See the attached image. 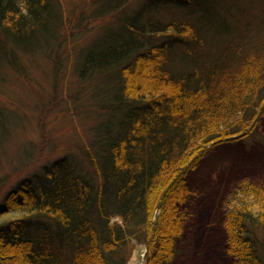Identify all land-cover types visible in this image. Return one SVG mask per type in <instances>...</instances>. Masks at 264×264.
Listing matches in <instances>:
<instances>
[{"label":"trees","instance_id":"16d2710c","mask_svg":"<svg viewBox=\"0 0 264 264\" xmlns=\"http://www.w3.org/2000/svg\"><path fill=\"white\" fill-rule=\"evenodd\" d=\"M92 1L98 8L106 0ZM224 1L109 0L105 16L115 13L117 29L105 30L80 63L84 80L104 94V110L118 115L98 128L97 190L67 157L22 180L0 204V264H126L136 239L147 247L144 264L176 263L196 194L190 170L212 146L248 136L264 114V8ZM189 4L192 22L156 15L157 6ZM55 15L53 0H0V33L35 40ZM200 26H208V43L195 35ZM175 45L183 50L178 67ZM217 204L211 222L221 234H208V264H264V180L237 177ZM114 216L121 222L111 223Z\"/></svg>","mask_w":264,"mask_h":264},{"label":"rangeland","instance_id":"374dc122","mask_svg":"<svg viewBox=\"0 0 264 264\" xmlns=\"http://www.w3.org/2000/svg\"><path fill=\"white\" fill-rule=\"evenodd\" d=\"M53 1L54 23L38 30L35 40L19 44L11 33H0L10 53L0 58V204L11 192L17 195L22 180L62 157H67L78 173L90 177L97 190L100 174L91 153L100 143L98 128L114 115L118 118L104 110L103 97H98L104 94L92 79L84 80L80 68L86 48L105 30L117 29L115 13L111 18L105 16L111 11L109 0L98 8L92 0ZM228 1L233 3H224ZM241 1L250 2L245 3L257 12L264 8V0ZM138 6L134 3L133 7ZM191 7L157 6L156 15L192 22ZM208 10L217 11L216 3ZM196 30L201 34L195 35L208 43V26ZM172 49V66L178 67L183 50L177 45ZM253 111L251 106L247 115ZM245 175L264 180V114L248 136L212 146L190 170L188 180L196 194L188 206L191 214L179 240L175 264H208V238L221 234V228L211 222L219 215L217 198L229 183ZM7 202L13 203L14 196ZM93 208L89 215L100 230V210ZM115 221L121 222L118 216L111 219V223ZM258 227L251 225L250 229L260 233ZM219 240L224 241V237L219 236ZM63 247L67 250L66 245ZM146 251V245L136 239L124 250L126 264H144Z\"/></svg>","mask_w":264,"mask_h":264}]
</instances>
